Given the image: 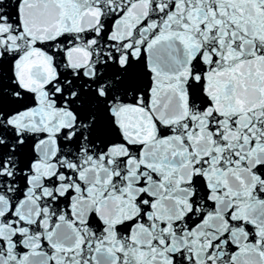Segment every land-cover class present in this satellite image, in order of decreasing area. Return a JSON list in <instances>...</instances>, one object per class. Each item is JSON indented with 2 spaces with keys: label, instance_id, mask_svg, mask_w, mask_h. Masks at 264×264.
I'll use <instances>...</instances> for the list:
<instances>
[{
  "label": "snow or ice",
  "instance_id": "6c2138e0",
  "mask_svg": "<svg viewBox=\"0 0 264 264\" xmlns=\"http://www.w3.org/2000/svg\"><path fill=\"white\" fill-rule=\"evenodd\" d=\"M0 264H264V0H0Z\"/></svg>",
  "mask_w": 264,
  "mask_h": 264
},
{
  "label": "water",
  "instance_id": "95a60500",
  "mask_svg": "<svg viewBox=\"0 0 264 264\" xmlns=\"http://www.w3.org/2000/svg\"><path fill=\"white\" fill-rule=\"evenodd\" d=\"M87 60V54L79 49L76 50L71 57V63L73 67H79L81 64L86 63ZM34 64L42 65L44 71L48 73L49 79L52 77L50 65L44 57L38 56L33 61H26L22 64L21 68L19 69V72L24 86L28 88H31L33 87V85L37 84V82L32 78L31 75Z\"/></svg>",
  "mask_w": 264,
  "mask_h": 264
}]
</instances>
